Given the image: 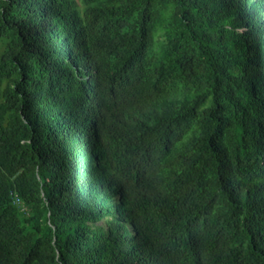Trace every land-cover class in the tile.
Listing matches in <instances>:
<instances>
[{
	"label": "trees",
	"instance_id": "obj_1",
	"mask_svg": "<svg viewBox=\"0 0 264 264\" xmlns=\"http://www.w3.org/2000/svg\"><path fill=\"white\" fill-rule=\"evenodd\" d=\"M0 264H264V0H0Z\"/></svg>",
	"mask_w": 264,
	"mask_h": 264
},
{
	"label": "built area",
	"instance_id": "obj_2",
	"mask_svg": "<svg viewBox=\"0 0 264 264\" xmlns=\"http://www.w3.org/2000/svg\"><path fill=\"white\" fill-rule=\"evenodd\" d=\"M23 209H25V208H23Z\"/></svg>",
	"mask_w": 264,
	"mask_h": 264
},
{
	"label": "bare ground",
	"instance_id": "obj_3",
	"mask_svg": "<svg viewBox=\"0 0 264 264\" xmlns=\"http://www.w3.org/2000/svg\"><path fill=\"white\" fill-rule=\"evenodd\" d=\"M77 170V169H76Z\"/></svg>",
	"mask_w": 264,
	"mask_h": 264
}]
</instances>
